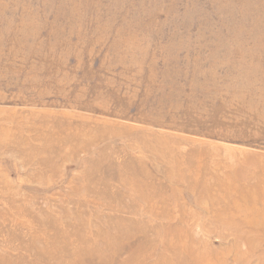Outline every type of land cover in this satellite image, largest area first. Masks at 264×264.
I'll return each instance as SVG.
<instances>
[{
  "label": "rangeland",
  "instance_id": "rangeland-1",
  "mask_svg": "<svg viewBox=\"0 0 264 264\" xmlns=\"http://www.w3.org/2000/svg\"><path fill=\"white\" fill-rule=\"evenodd\" d=\"M0 264H264V0H0Z\"/></svg>",
  "mask_w": 264,
  "mask_h": 264
}]
</instances>
